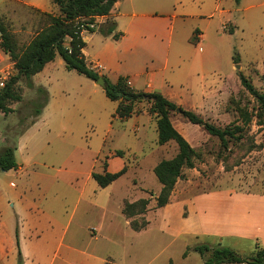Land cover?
Instances as JSON below:
<instances>
[{
    "label": "rangeland",
    "instance_id": "obj_1",
    "mask_svg": "<svg viewBox=\"0 0 264 264\" xmlns=\"http://www.w3.org/2000/svg\"><path fill=\"white\" fill-rule=\"evenodd\" d=\"M248 2L238 4L235 0H222V6L232 12L234 31H229L230 28L220 30L216 0L199 4L210 3L205 6L207 16L188 18L179 29L190 59L215 51L219 62L211 64V69L205 72L206 81H211V88H199L202 82L195 74L190 85L186 82L174 88V101L216 126L234 128L236 124L245 125L225 146L203 125L192 123L179 113H172L173 124L197 154L193 159L194 166L184 168L183 177L177 180L171 195L189 198L220 186L264 192V115L259 114L257 98L242 85L240 78L243 74L260 92H264V3L245 8ZM189 4L195 5L191 1ZM35 5L44 11L58 13V6L53 0H0V12L16 7L15 13L10 12L1 18L20 49L36 30L46 24L42 10L38 11ZM187 11L195 10L187 8ZM196 29L205 34L203 50L199 49ZM3 56L8 58L5 54ZM234 56H238V62L234 61ZM0 64V68L6 70L5 74L0 73V78L7 81L16 69L12 68L11 59L0 57ZM55 64L44 73L34 74L32 87L21 79L17 88L22 99L10 103L13 108L10 112L0 110V152L6 145L15 146L18 142L16 153L24 161L23 172L0 168V213L13 210L9 201L15 200L18 189L24 184L32 183L27 175L34 174V170L56 172L59 175L57 182L64 187L71 181L75 183L76 180L71 178L78 175L77 171L80 172L78 177H83L90 166L95 164L100 168V161L103 160L105 165L106 156L116 151L122 152L120 156L127 165L125 172L128 167L129 171L113 187V209H119L123 197L130 202L137 193H143L145 197L142 198H148L149 203L152 201L150 209H155L162 184L150 166L161 159L173 158L179 151L177 142L158 143L157 117L154 114L152 121L148 114L139 119L133 116L114 119L117 103L106 95L102 86L85 74L66 68L64 64ZM38 87L46 88V91L50 89L41 93ZM43 99L47 102L35 123L31 124L35 119V109ZM143 106L148 109L149 103L144 101ZM141 136L145 139L139 141ZM132 219L148 220L143 214ZM149 220L153 227L151 234L155 235L160 224L159 211L150 214ZM115 222L123 228L121 221L115 219ZM120 231L102 232L92 246L100 249L114 247L122 240ZM161 240L164 241L162 256L171 257L174 264H204L203 256L194 249L197 243L202 242L201 239L162 235ZM222 245L232 247L242 256L252 255L255 248L248 242L235 243V240L230 242L228 239Z\"/></svg>",
    "mask_w": 264,
    "mask_h": 264
},
{
    "label": "crops",
    "instance_id": "obj_2",
    "mask_svg": "<svg viewBox=\"0 0 264 264\" xmlns=\"http://www.w3.org/2000/svg\"><path fill=\"white\" fill-rule=\"evenodd\" d=\"M189 1L195 5H190ZM205 1L118 0L108 15L96 16L95 31L84 30L82 33L85 40L83 53L88 64L112 82L125 76L133 88L145 92L159 91L173 101L176 98L174 88L186 82L190 85L195 74L202 82L199 88H211L205 72L211 69V64L219 62V56L210 51L190 59L179 32L188 18L207 16L205 6L210 3L199 5ZM244 1H249L245 8L264 3V0H240L241 3ZM216 3L220 30L226 31L223 26L228 24L229 31H234L231 10L222 6V0H216ZM34 8L41 9L38 5ZM187 8L195 11L189 12ZM10 12L15 13L16 7L12 6L0 15H9ZM109 21L116 23L115 31L121 32L119 38L99 31V27ZM195 31L199 49L203 50L205 34L198 29ZM4 54L8 56L0 48V57L9 60V56L5 58ZM55 63L65 66V61L57 54L37 73H44ZM2 72L6 73L3 67L0 68ZM93 89L97 91V88ZM116 103L114 119L119 118ZM143 105L144 102H140L138 113L132 116L139 119L148 114L152 121V114ZM144 139L141 136L139 141ZM17 144L15 158L18 166L15 170L23 172L24 161L16 153L19 149ZM103 162L100 161V168L95 164L90 166L83 177H78L80 172L77 171L78 175L71 178L76 180L75 183L71 181L64 187L57 182L59 175L56 172L34 170V174L29 173L27 176L32 183L24 184L18 189L15 200L9 201L13 210L0 213V264H104L108 258L116 264H168L172 258L162 256V235L194 236L212 245L226 239L230 242L235 240V243L248 242L252 248L257 244L264 245V192L220 186L189 198L172 194L169 203L155 206V209H150V201L143 213L148 219L146 227L135 230L130 223L131 217L122 210L127 198H122L118 210L112 206L113 187L127 175L129 167L113 182L102 187L93 177L94 171L116 172L127 166L117 151L106 156L105 165ZM157 163L150 166L153 171ZM11 184L14 186V182ZM29 186L33 187L28 189ZM142 197H145L143 193H137L130 202ZM158 211V233L152 235L149 216ZM115 219L121 221L122 229ZM117 229L121 230L123 237L114 247L100 249L92 246L99 239V234Z\"/></svg>",
    "mask_w": 264,
    "mask_h": 264
},
{
    "label": "trees",
    "instance_id": "obj_3",
    "mask_svg": "<svg viewBox=\"0 0 264 264\" xmlns=\"http://www.w3.org/2000/svg\"><path fill=\"white\" fill-rule=\"evenodd\" d=\"M118 0H53L58 6V13L42 10L46 17V24L35 31L29 42L20 49L13 34L4 27L0 15V48L8 54L14 64L16 72L10 76L3 88L0 89V110L8 113L13 110L10 103L22 99V94L17 88V83L25 79L29 86H33L32 76L41 71L47 62L53 60L57 54L61 55L68 69H75L79 73L85 74L93 80L98 79L100 74L90 66L83 53L85 40L83 31H95L96 16L108 15L113 5ZM237 3L240 0H235ZM38 11H41L37 8ZM116 23L107 22L99 27L103 35H113L120 37L121 32H116ZM234 61L238 62V56H234ZM104 76V75H103ZM107 85L104 88L106 95L118 102L116 115L125 119L138 113V104L148 102V111L157 117L158 143L164 144L170 140H175L178 144V153L170 159H161L154 167V172L162 184L160 193L156 197V207H161L169 203L170 195L179 178L183 177L185 167L194 166V157L197 152L188 139L175 127L171 120L172 113H179L190 122L201 124L211 135L217 136L221 143L227 146L229 140L234 138L237 131L244 127L236 124L234 128L219 127L213 123L205 121L198 113L186 109L177 104L159 91L145 92L133 88L125 76H121L117 81L112 82L104 76ZM242 85L252 93L259 102V114L264 115V92H260L243 74L240 75ZM38 91L46 93L43 87H38ZM46 99L38 103L35 109L37 117L46 104ZM34 120L32 121V123ZM119 155L122 152L117 151ZM18 163L15 158V146L6 145L0 152V168L10 170L17 168ZM125 167L116 172L94 171L93 177L100 186L105 187L125 172ZM148 198H140L134 202L125 201L123 212L133 217L142 215L147 210ZM131 226L135 230L146 227L148 220H131ZM204 258V264H264V246L256 245L250 256H242L239 252L222 243L210 244L207 242L197 243L194 246ZM104 264H116L113 259L108 258ZM168 264H174L169 260Z\"/></svg>",
    "mask_w": 264,
    "mask_h": 264
},
{
    "label": "water",
    "instance_id": "obj_4",
    "mask_svg": "<svg viewBox=\"0 0 264 264\" xmlns=\"http://www.w3.org/2000/svg\"><path fill=\"white\" fill-rule=\"evenodd\" d=\"M1 33H2V32H1V30H0V34H1ZM237 66H238V65H237ZM95 82H96L98 85L102 86L103 88H105L106 85H107L106 78H105L103 75H100V76L98 77V79L95 80Z\"/></svg>",
    "mask_w": 264,
    "mask_h": 264
},
{
    "label": "built area",
    "instance_id": "obj_5",
    "mask_svg": "<svg viewBox=\"0 0 264 264\" xmlns=\"http://www.w3.org/2000/svg\"><path fill=\"white\" fill-rule=\"evenodd\" d=\"M223 28H224V29H228V28H229V27H228V24H225V25L223 26ZM4 82H6V81L4 80V78H0V89L4 87V85H5ZM1 86H3V87H1Z\"/></svg>",
    "mask_w": 264,
    "mask_h": 264
}]
</instances>
